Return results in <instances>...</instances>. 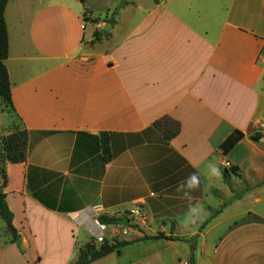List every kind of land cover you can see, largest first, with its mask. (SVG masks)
I'll use <instances>...</instances> for the list:
<instances>
[{
  "label": "crops",
  "instance_id": "crops-1",
  "mask_svg": "<svg viewBox=\"0 0 264 264\" xmlns=\"http://www.w3.org/2000/svg\"><path fill=\"white\" fill-rule=\"evenodd\" d=\"M88 2L6 5L27 149L3 166L18 240L5 232L0 264H73L102 217L106 240L128 244L91 264H264V0H126L141 15L110 23ZM165 117L180 125L171 140ZM192 174L199 186L177 191ZM136 207L145 222L114 234Z\"/></svg>",
  "mask_w": 264,
  "mask_h": 264
},
{
  "label": "trees",
  "instance_id": "trees-1",
  "mask_svg": "<svg viewBox=\"0 0 264 264\" xmlns=\"http://www.w3.org/2000/svg\"><path fill=\"white\" fill-rule=\"evenodd\" d=\"M8 1L9 0H0V101L4 102L10 108L11 112L14 115L10 94V82L8 72L4 64L5 60L8 58L9 51L8 33L4 17V12ZM79 2L81 4H84L85 0H79ZM99 22V19L92 20L93 24H98ZM100 37L101 36L98 31L94 32V41H98ZM155 127L162 132L166 140H171L176 135H178L180 131L179 123L167 117L155 123ZM236 135L237 137L242 136L239 133H236L235 136ZM100 138L104 161L108 162L111 159L108 139L104 134H100ZM26 149L27 132L20 128H14L9 135L1 139L0 167L2 168L3 183L0 187V218L5 223L7 232L11 235L10 242L12 243L18 240V235L12 224L13 215L6 203V195L2 191V188L6 183L3 166L5 163L18 164L25 162ZM99 220L106 224H113L115 221L112 219H106L104 217L100 218ZM160 238H162V236H157L153 238L143 237L142 240H156ZM127 244V242H119L117 240H113L112 242L105 240L99 245L94 243H88L79 249L78 257L73 264H91L113 252H118L121 247ZM190 264H193V262H191Z\"/></svg>",
  "mask_w": 264,
  "mask_h": 264
},
{
  "label": "rangeland",
  "instance_id": "rangeland-1",
  "mask_svg": "<svg viewBox=\"0 0 264 264\" xmlns=\"http://www.w3.org/2000/svg\"><path fill=\"white\" fill-rule=\"evenodd\" d=\"M117 0H89L88 5L92 7L91 9L94 11L97 17H100L102 21H107L108 23L110 20L107 17L111 18L113 12L118 4L112 8V3H116ZM130 1V0H129ZM136 5H142L144 0H133ZM119 3V2H118ZM130 4L123 6L118 13L119 17L122 18H129L133 15V17L141 15L139 12L134 11L130 8ZM106 17V18H105ZM128 24V23H127ZM14 128H20L18 120L15 118L13 113L11 112L10 108L2 101H0V143L1 139L6 136L10 131ZM3 183L2 178V168L0 167V187ZM5 232L11 236L5 227V223L0 218V243L6 242ZM88 240V237H86ZM110 242V241H109Z\"/></svg>",
  "mask_w": 264,
  "mask_h": 264
},
{
  "label": "built area",
  "instance_id": "built-area-1",
  "mask_svg": "<svg viewBox=\"0 0 264 264\" xmlns=\"http://www.w3.org/2000/svg\"><path fill=\"white\" fill-rule=\"evenodd\" d=\"M223 169L227 170L230 168V164L225 162L223 164ZM128 220V224L126 226L117 224L118 231L114 234H119L121 236H127L130 230H134L137 228L139 223H144L146 220V215L138 208L131 209L128 213L126 218ZM114 224V223H113ZM93 231L91 232L92 243L94 244H101L103 241L106 240V236L108 233L109 225L101 222L99 219H94L92 221Z\"/></svg>",
  "mask_w": 264,
  "mask_h": 264
},
{
  "label": "clouds",
  "instance_id": "clouds-1",
  "mask_svg": "<svg viewBox=\"0 0 264 264\" xmlns=\"http://www.w3.org/2000/svg\"><path fill=\"white\" fill-rule=\"evenodd\" d=\"M206 167L209 169V173L211 177H217V178L220 177L221 175L220 170L216 167L215 164H209ZM199 183H200L199 177L196 174H192L187 178L185 183L177 186V191H182V189H184L185 187L194 190L199 186ZM184 195L188 197L189 199H191L188 192H184ZM198 210L200 211L199 205L189 206L188 212L186 213L187 223H194L195 219L199 218V216H195L194 218V214L197 213Z\"/></svg>",
  "mask_w": 264,
  "mask_h": 264
},
{
  "label": "water",
  "instance_id": "water-1",
  "mask_svg": "<svg viewBox=\"0 0 264 264\" xmlns=\"http://www.w3.org/2000/svg\"><path fill=\"white\" fill-rule=\"evenodd\" d=\"M125 2H126V0H120L119 1L118 5L116 6V8H115V10L113 12V17L118 14V12L121 10V8L125 5ZM109 30H110V27L105 25L103 27L102 31H101V34H105ZM116 223L126 226L128 224V220L124 218V219H121V220H117ZM190 241L193 244V248H195L196 247V241H197V235L194 238H192Z\"/></svg>",
  "mask_w": 264,
  "mask_h": 264
}]
</instances>
